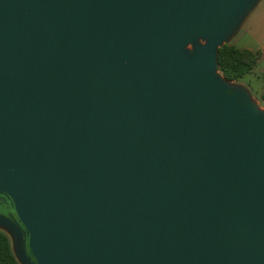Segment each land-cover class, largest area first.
<instances>
[{
    "label": "water",
    "instance_id": "1",
    "mask_svg": "<svg viewBox=\"0 0 264 264\" xmlns=\"http://www.w3.org/2000/svg\"><path fill=\"white\" fill-rule=\"evenodd\" d=\"M260 1L0 0L18 264H264V110L218 70Z\"/></svg>",
    "mask_w": 264,
    "mask_h": 264
},
{
    "label": "rangeland",
    "instance_id": "2",
    "mask_svg": "<svg viewBox=\"0 0 264 264\" xmlns=\"http://www.w3.org/2000/svg\"><path fill=\"white\" fill-rule=\"evenodd\" d=\"M229 45H234L239 49L262 47L257 50L260 53L259 62L257 61L253 70L235 83L246 87L258 106L264 110V102L261 100V93L264 89V0L260 1Z\"/></svg>",
    "mask_w": 264,
    "mask_h": 264
},
{
    "label": "trees",
    "instance_id": "3",
    "mask_svg": "<svg viewBox=\"0 0 264 264\" xmlns=\"http://www.w3.org/2000/svg\"><path fill=\"white\" fill-rule=\"evenodd\" d=\"M259 51L253 52L248 49H239L234 45H224L218 51V70L228 81L238 82L249 74L256 66L259 59ZM264 102V89L261 93ZM6 202L1 201V205ZM14 216V210H12ZM0 264H18L12 249L10 240L6 234L0 231Z\"/></svg>",
    "mask_w": 264,
    "mask_h": 264
},
{
    "label": "flooded vegetation",
    "instance_id": "4",
    "mask_svg": "<svg viewBox=\"0 0 264 264\" xmlns=\"http://www.w3.org/2000/svg\"><path fill=\"white\" fill-rule=\"evenodd\" d=\"M3 200L6 202L5 205H1V201ZM12 210L14 209H13V206L11 205L10 200L5 196L0 195V215L9 217L10 219H16V216H14V214L12 213L13 212Z\"/></svg>",
    "mask_w": 264,
    "mask_h": 264
},
{
    "label": "crops",
    "instance_id": "5",
    "mask_svg": "<svg viewBox=\"0 0 264 264\" xmlns=\"http://www.w3.org/2000/svg\"><path fill=\"white\" fill-rule=\"evenodd\" d=\"M260 48H262V47H260ZM260 48H256V49H251V48H244V49H248V50H250V51H253V52H255V51H257V50H260ZM259 62V61H258Z\"/></svg>",
    "mask_w": 264,
    "mask_h": 264
}]
</instances>
